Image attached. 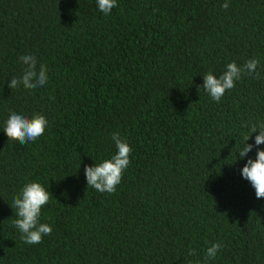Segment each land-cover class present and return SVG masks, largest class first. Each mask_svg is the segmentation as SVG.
Masks as SVG:
<instances>
[{
    "label": "trees",
    "instance_id": "16d2710c",
    "mask_svg": "<svg viewBox=\"0 0 264 264\" xmlns=\"http://www.w3.org/2000/svg\"><path fill=\"white\" fill-rule=\"evenodd\" d=\"M224 2L117 0L105 15L97 0H0V264H264V198L241 175L264 144L238 156L264 122V0ZM29 53L47 83L9 88ZM254 57L260 78L242 75L219 102L198 90ZM11 111L44 115V134L8 139ZM114 132L130 164L101 193L84 169L115 154ZM29 181L50 192L39 244L13 225Z\"/></svg>",
    "mask_w": 264,
    "mask_h": 264
},
{
    "label": "clouds",
    "instance_id": "9594fccd",
    "mask_svg": "<svg viewBox=\"0 0 264 264\" xmlns=\"http://www.w3.org/2000/svg\"><path fill=\"white\" fill-rule=\"evenodd\" d=\"M97 6L103 14L108 15L117 6V0H97ZM221 7L227 9L228 0H225ZM19 60L25 67L19 77L9 80V88H18L22 85L24 89H35L47 83V68L44 64L37 67V58L33 54L22 55ZM259 64V59L255 57L248 59L242 66H238L235 61L229 62L219 77L211 71L204 74L203 84L198 86V90L203 88L212 100L219 102L226 90L234 88L235 82L240 80L242 75L247 74L260 78V73L257 71ZM47 124L48 121L42 114H34L29 118L22 113L11 111L4 121L3 130L8 139L27 144L42 136ZM257 131L259 134L255 136L254 144L247 143L252 133ZM111 138L117 149L115 154L103 158L100 163L85 166L84 169L87 187H92L101 193H114L122 180L124 170L130 164L131 146L120 137L118 132H114ZM261 144H264V122L252 123L249 134L244 136L243 147L238 151L239 158H244L253 147ZM241 175L251 183L256 197L264 198V149L257 147L255 159L251 157L247 159L241 169ZM49 200V190H46L38 181L25 183L19 194L13 198L11 207L15 210L17 217L13 220V225L18 229L25 243L39 244L45 235L51 234L52 227L48 223L40 222L42 206L46 205ZM221 247L222 245L218 242L207 247L204 260L214 259ZM189 255H196L195 249H190ZM196 264H200V261H196Z\"/></svg>",
    "mask_w": 264,
    "mask_h": 264
}]
</instances>
